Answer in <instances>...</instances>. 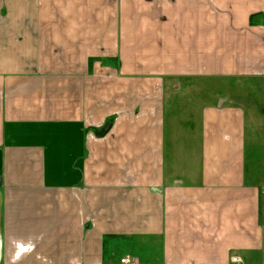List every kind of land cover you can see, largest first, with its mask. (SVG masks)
Returning a JSON list of instances; mask_svg holds the SVG:
<instances>
[{
  "label": "crops",
  "instance_id": "1",
  "mask_svg": "<svg viewBox=\"0 0 264 264\" xmlns=\"http://www.w3.org/2000/svg\"><path fill=\"white\" fill-rule=\"evenodd\" d=\"M263 74L264 0H0V264H264L252 110L166 126Z\"/></svg>",
  "mask_w": 264,
  "mask_h": 264
},
{
  "label": "rangeland",
  "instance_id": "2",
  "mask_svg": "<svg viewBox=\"0 0 264 264\" xmlns=\"http://www.w3.org/2000/svg\"><path fill=\"white\" fill-rule=\"evenodd\" d=\"M189 78L194 79V82L189 83L188 87L190 88H187V91L184 84L180 89L172 88V91L174 90L172 97L174 98L170 101L172 104L174 102L176 103V108L174 113L171 112L173 111L171 106L167 108V129H173V127L177 126L175 115L178 110L184 107V101L193 100V97L202 95L203 92L207 95L216 91L221 93L222 98H225L226 94H228L231 100L233 94L236 96L237 102L240 101L247 111L251 109L252 112L246 117L248 126L245 140V157L251 174L250 180H252L261 191L260 211L262 221H264V77L260 79H249L244 77L231 79L230 77L212 78L204 75ZM196 86H198V88ZM206 98L205 102H203L204 104L208 102V99L210 100L209 97ZM199 102L202 104V100H199ZM190 107V115L188 112L186 114V119L190 121L191 124L196 122L195 114L200 110L196 111V104H192ZM181 112H184V108ZM176 121L179 122L178 120ZM192 142L193 140L188 142L187 139L188 144ZM193 143H195V141ZM184 150L186 151V147ZM184 154L187 164L193 165L195 163V155L197 154L195 147L188 145L187 151ZM131 257L133 256L131 255Z\"/></svg>",
  "mask_w": 264,
  "mask_h": 264
},
{
  "label": "built area",
  "instance_id": "3",
  "mask_svg": "<svg viewBox=\"0 0 264 264\" xmlns=\"http://www.w3.org/2000/svg\"><path fill=\"white\" fill-rule=\"evenodd\" d=\"M237 260V258H235ZM133 257H131L130 255H126L121 259V263L122 264H135Z\"/></svg>",
  "mask_w": 264,
  "mask_h": 264
}]
</instances>
